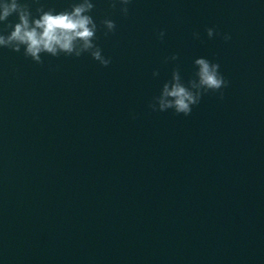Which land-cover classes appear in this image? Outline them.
I'll use <instances>...</instances> for the list:
<instances>
[{
	"label": "water",
	"instance_id": "95a60500",
	"mask_svg": "<svg viewBox=\"0 0 264 264\" xmlns=\"http://www.w3.org/2000/svg\"><path fill=\"white\" fill-rule=\"evenodd\" d=\"M93 3L116 23L95 41L107 67L0 48V264H264V0ZM198 57L220 64L223 100L153 112Z\"/></svg>",
	"mask_w": 264,
	"mask_h": 264
},
{
	"label": "clouds",
	"instance_id": "9594fccd",
	"mask_svg": "<svg viewBox=\"0 0 264 264\" xmlns=\"http://www.w3.org/2000/svg\"><path fill=\"white\" fill-rule=\"evenodd\" d=\"M132 0H109V6L117 9L127 16ZM95 4L93 0H73L68 8L56 11L54 8L45 9L42 5L35 9L33 14L28 0H0V48H7L13 52H21L30 57L37 64H44L43 55L52 57L74 56L81 57L88 54L98 61L101 66L107 67L111 63L110 57L102 54V49L95 42L97 32L104 30V35L114 33L116 23L113 19L105 17L98 25L91 15ZM15 15L16 21L9 20ZM207 36L222 35L227 41L230 34L219 33L214 28L206 29ZM165 31L161 29L158 37L163 39ZM199 38V33H193ZM178 54L173 53L166 60H177ZM196 71L185 82L178 68H174L171 78L166 80L159 95L154 96L149 108L155 111L172 109L176 114L188 116L193 106L198 105L204 95L218 93L219 99L224 98V89L229 81L220 71L218 62L210 61L205 57L194 60ZM153 75H158L154 71Z\"/></svg>",
	"mask_w": 264,
	"mask_h": 264
}]
</instances>
